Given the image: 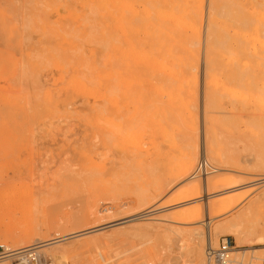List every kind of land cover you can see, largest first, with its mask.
I'll return each instance as SVG.
<instances>
[{"label": "rangeland", "instance_id": "obj_1", "mask_svg": "<svg viewBox=\"0 0 264 264\" xmlns=\"http://www.w3.org/2000/svg\"><path fill=\"white\" fill-rule=\"evenodd\" d=\"M66 1L0 0L5 243L41 264H207L209 229L244 251L233 264H263L264 0ZM180 42L182 64L147 58Z\"/></svg>", "mask_w": 264, "mask_h": 264}, {"label": "bare ground", "instance_id": "obj_2", "mask_svg": "<svg viewBox=\"0 0 264 264\" xmlns=\"http://www.w3.org/2000/svg\"><path fill=\"white\" fill-rule=\"evenodd\" d=\"M68 1V0H67ZM66 1V2H67ZM69 2V1H68ZM70 9V8H69ZM83 11V10H82ZM90 11V10H89ZM93 12V11H92ZM95 13H96V11H95ZM125 14V13H124ZM128 16V15H127ZM126 19V18H125ZM141 19V18H140ZM131 20H133V19H131ZM136 20V19H135ZM135 20H134V22H135ZM137 23V22H136ZM139 26V25H138ZM69 29V28H68ZM72 30V29H71ZM106 31H107V29H106ZM106 33V32H105ZM112 34H113V32H111ZM114 35V34H113ZM212 35H213V32L211 31L210 32V37H212ZM65 37V36H64ZM67 38H68V36H66ZM70 39H71V37H70ZM72 40V39H71ZM148 41V40H147ZM190 43H193V42H190ZM194 44V43H193ZM190 45V44H189ZM192 45V44H191ZM217 45V46H216ZM187 49V46L185 47V44H184V46L182 45V42H180L179 43V45H173V46H170V47H165L164 45H159V46H157L156 45V47H154L153 48V50L150 52V54H149V56H147V58H152V59H154L155 61H162V60H173V61H176V62H178L179 64H182L183 63V61H184V56H183V54L184 53H186V50ZM222 50H223V47H222V45H218V44H213V43H209L208 44V56H207V66H206V70L207 71H209V87H214V86H216L217 85V82H218V79H217V77H216V75H214L213 74V72H215V70H214V68H213V63H214V60H215V56H217V55H221L222 54ZM129 51V50H128ZM125 53V52H124ZM132 53V52H131ZM79 58V57H78ZM187 58H188V56H187ZM190 59V58H189ZM233 59V58H232ZM193 61V60H192ZM169 62V61H168ZM186 62L187 63H189L188 61H187V59H186ZM193 62H195V61H193ZM190 64V63H189ZM114 65V64H113ZM195 65V64H194ZM189 66V65H188ZM117 67V66H116ZM205 67V66H204ZM118 68V67H117ZM191 68V65H190V67H188V69H190ZM194 69H196V68H194ZM193 69V70H194ZM204 70H205V68H204ZM175 71V70H174ZM191 71V70H190ZM78 72H79V70H78ZM224 72V71H223ZM222 72V73H223ZM225 73V72H224ZM124 74V73H123ZM189 74V73H188ZM128 75V74H127ZM191 75V74H190ZM87 76V75H86ZM204 76V75H203ZM248 78H250L249 76H247ZM235 80H238L239 81V83L240 84H242V85H245L246 84V81H244V82H242L241 80H240V78H237V77H233ZM253 78V77H252ZM252 78H250V79H252ZM115 79V78H114ZM221 79V78H220ZM222 79H223V77H222ZM230 79H231V77H230ZM81 80V79H80ZM252 80H254V79H252ZM72 81V80H71ZM110 81V80H109ZM116 81V80H115ZM172 80H170V82H171ZM232 81H234L233 79H232ZM199 82V81H198ZM202 82V81H201ZM247 82H248V80H247ZM188 84H189V82H187ZM221 83V82H220ZM237 83V82H236ZM166 84V83H165ZM234 84V83H233ZM263 84V83H262ZM190 85V84H189ZM222 85V84H221ZM231 85H232V83H231ZM236 85V84H235ZM182 84L180 85V90H183V88H182ZM199 86V85H198ZM234 86V85H233ZM264 86V85H263ZM190 87V86H189ZM201 87V86H200ZM136 89V88H135ZM143 89V88H142ZM190 89V88H189ZM204 89V88H203ZM164 90V89H163ZM201 90V89H200ZM207 90H209V88L207 87ZM227 90V89H226ZM162 92V91H161ZM133 93V92H132ZM208 93V99H207V108L208 107H210V106H212L213 104H212V100H211V97H212V93H210L209 91L207 92ZM230 93V92H229ZM134 94V93H133ZM214 94V93H213ZM116 95V92L114 91L113 92V94H112V97H113V99H114V96ZM215 95V94H214ZM234 95V94H233ZM233 95H230L231 97H234ZM105 96V95H104ZM118 96V95H117ZM121 97V96H120ZM236 97V96H235ZM105 98V97H104ZM244 98V97H243ZM120 99V98H119ZM130 100V99H129ZM165 100V99H164ZM198 101V100H197ZM116 102V101H115ZM114 102V103H115ZM119 102V101H118ZM222 102V101H221ZM107 103V102H106ZM130 103V102H129ZM155 103V102H154ZM258 104H259V102H257ZM144 104V103H143ZM161 104V103H160ZM184 104V102H183V99H180V105H183ZM257 104V105H258ZM99 105V104H98ZM191 106V105H190ZM259 106V105H258ZM264 105H262V107H263ZM252 107V106H251ZM113 108V107H112ZM129 109V108H128ZM191 110H193L192 108H191ZM264 110V109H263ZM114 111V110H113ZM186 111V110H185ZM194 111V110H193ZM108 112V111H107ZM196 112V111H195ZM199 112V111H198ZM201 112V111H200ZM206 113V112H205ZM139 114H140V112H139ZM198 114V113H197ZM103 116V115H102ZM189 117V116H188ZM204 117V116H203ZM121 118V117H120ZM135 118H137V117H135ZM101 119V118H100ZM103 119V118H102ZM105 119V118H104ZM155 119V118H154ZM203 120H204V118H203ZM215 121V120H214ZM213 121V122H214ZM106 123V122H105ZM109 123V122H108ZM108 123H106V124H108ZM196 123V122H195ZM194 123V124H195ZM114 124V123H113ZM207 124V123H206ZM111 125V124H110ZM124 125V124H123ZM132 125V124H131ZM109 126V125H108ZM200 126V125H199ZM122 127V126H121ZM204 127V126H203ZM110 128H113V127H111L110 126ZM114 128H115V126H114ZM125 128V127H124ZM116 129V128H115ZM241 129V128H240ZM124 130V129H123ZM199 130V129H198ZM111 131V130H110ZM116 132H117V130H116ZM123 132V131H122ZM118 133V132H117ZM119 133H121L120 132V130H119ZM126 133V132H125ZM189 133V132H188ZM208 133V132H207ZM121 134H123V133H121ZM206 134V133H205ZM125 135H127V134H125ZM223 136V135H222ZM117 137V136H116ZM188 137V136H187ZM226 138H228V137H226ZM225 138V139H226ZM131 139H132V137H131ZM168 139V138H167ZM191 139V138H190ZM224 139V138H223ZM231 139V138H230ZM229 139V140H230ZM125 140H126V138H125ZM137 140V139H136ZM234 140V139H233ZM133 141V140H132ZM166 141V140H165ZM217 141V140H216ZM226 141V140H225ZM212 142V141H211ZM215 142V141H214ZM129 143V142H128ZM218 143V142H217ZM228 143H230V142H228ZM135 144V143H134ZM120 145V144H119ZM143 145V144H142ZM250 145V144H249ZM225 146V145H224ZM224 148V147H223ZM251 149H253L252 147H251ZM226 150V149H225ZM224 150V151H225ZM229 150V149H228ZM232 151H233V149H231ZM230 150V151H231ZM197 151V150H196ZM198 152V151H197ZM196 152V154L198 155V153ZM228 151L226 150V152H225V155H227L226 153H227ZM193 152H190L189 153V158H188V160H187V162L184 164V166L182 167V169H181V174H180V176L182 177V178H185V177H187L188 176V174H189V169H192L193 167H192V159L193 158H191L192 156H193V154H192ZM231 155H232V153L231 152H229ZM195 154V155H196ZM230 154H229V156H230ZM235 153H233V155L232 156H234L235 157V155H234ZM194 155V156H195ZM246 156V155H245ZM251 156V155H250ZM197 157V156H196ZM222 157V156H221ZM240 157V156H239ZM244 158V157H243ZM250 159H251V157H250ZM223 160V159H222ZM244 160H245V158H244ZM241 161V160H240ZM194 165V164H193ZM176 167V166H175ZM194 170V169H193ZM220 171V170H219ZM209 172V171H208ZM217 172V170H214V173H216ZM217 174H218V172H217ZM234 176H235V174H234ZM239 176V175H238ZM170 180V179H169ZM185 181V180H184ZM189 181V180H188ZM178 182H180V181H178ZM160 183V182H159ZM172 187V186H171ZM170 187V188H171ZM214 190V189H213ZM206 195H208V194H206ZM87 197H89V196H87ZM83 198V197H82ZM157 198V197H156ZM208 198V197H207ZM148 200H149V198H148ZM207 200V199H206ZM83 202V201H82ZM139 203V202H138ZM140 204V203H139ZM225 204V206H224V215L225 214H227V213H229V211H231V209H232V207H233V205H232V203H224ZM239 206H240V204H239ZM2 209V208H1ZM215 211H217V209H216V205L214 204V203H208V201H207V203L205 204V206L204 207H201L200 205H199V208L197 209V212H199L200 213V215H202V216H204V215H206V213L207 214H209L208 215V218L207 219H209V220H212V219H214L213 218V213H218V212H215ZM192 212V211H191ZM222 213V212H221ZM231 213V212H230ZM196 214V213H195ZM215 214V215H216ZM199 215V214H198ZM228 215V214H227ZM188 216V215H187ZM200 218V217H199ZM133 219V218H132ZM131 219V217H130V219H129V221L128 222H130V221H134V220H132ZM206 219V218H205ZM206 219V221H209V220H207ZM12 220H16V218L15 217H10V215L8 214V213H2V211L0 212V247H3V248H5V249H7V250H12L13 248H12V246L11 245H8L7 243H5V242H8V239L9 238H14L15 237V232L14 231H11V230H7V229H2L1 230V228L3 227L2 225H4V224H6V223H8V222H12ZM136 221V220H135ZM214 221V220H213ZM13 222H15V221H13ZM24 222V221H23ZM203 222H204V220H203ZM202 222V219H201V221L200 222H197V223H195L194 225L195 226H198L199 225V227L201 226V225H203L204 223ZM19 223V222H18ZM21 223V222H20ZM25 223V222H24ZM15 224V223H14ZM16 224H17V222H16ZM18 226H21L22 224H17ZM24 225V224H23ZM22 225V226H23ZM182 225V224H181ZM187 225V224H186ZM242 225V224H241ZM21 226V227H22ZM184 226V225H183ZM193 226V225H192ZM195 226H193V228H192V230H196L197 228H195ZM203 226H205V225H203ZM240 228H241V226H239ZM210 228V227H209ZM232 228H234V227H232ZM238 228V227H237ZM239 228V229H240ZM188 230V229H187ZM206 230H207V228H206ZM209 230V229H208ZM207 230V232L208 233H206V234H208L207 235V246L206 247H212V243L213 242H211L212 240H211V236H212V232H210V231H208ZM23 231L25 232V233H23V235H22V237H27L28 236V233H27V229H26V231L23 229ZM238 231L239 230H237V229H234V232L235 233H238ZM184 233V232H183ZM234 233V234H235ZM250 233V232H249ZM187 235V234H186ZM260 237V236H259ZM214 244V243H213ZM47 245H49V244H44V245H41V246H38V247H36V248H41V247H46ZM201 246H200V248H201V250L204 248V244L202 245V244H200ZM259 245H262L263 247H264V238H262V237H260V239H259ZM209 247V248H210ZM213 248V247H212ZM241 249V247H236L235 248V253L234 254H236V255H239L240 253H242V252H244V251H242V250H240ZM259 250V249H258ZM254 250H252V252H253ZM204 255V254H203ZM203 255H201L200 254V256L198 257L199 258V260H198V263L197 264H202V256ZM197 258V257H196ZM255 258V257H254ZM255 259H257V258H255ZM261 258H258V260H260Z\"/></svg>", "mask_w": 264, "mask_h": 264}, {"label": "built area", "instance_id": "obj_3", "mask_svg": "<svg viewBox=\"0 0 264 264\" xmlns=\"http://www.w3.org/2000/svg\"><path fill=\"white\" fill-rule=\"evenodd\" d=\"M208 171L210 172V168L206 162L202 161L197 167L195 176L207 175ZM235 248L231 237H223L217 248L210 247L207 250V264H233L232 255ZM0 264H41V261L33 247L14 251L0 247Z\"/></svg>", "mask_w": 264, "mask_h": 264}]
</instances>
